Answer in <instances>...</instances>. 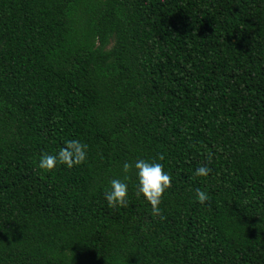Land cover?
<instances>
[{
  "label": "trees",
  "instance_id": "obj_1",
  "mask_svg": "<svg viewBox=\"0 0 264 264\" xmlns=\"http://www.w3.org/2000/svg\"><path fill=\"white\" fill-rule=\"evenodd\" d=\"M137 158L161 215L104 199ZM0 264H264V0H0Z\"/></svg>",
  "mask_w": 264,
  "mask_h": 264
},
{
  "label": "clouds",
  "instance_id": "obj_2",
  "mask_svg": "<svg viewBox=\"0 0 264 264\" xmlns=\"http://www.w3.org/2000/svg\"><path fill=\"white\" fill-rule=\"evenodd\" d=\"M88 159V144L80 139H67L58 146L55 153H42L38 159L40 169L50 171L58 165L71 169L85 163ZM159 159H162L159 158ZM159 159L137 158L134 162L124 161L122 164L123 178H112L104 191V199L109 208L127 207L129 202V170L135 169L136 195H142L151 206V213L161 215V200L170 187L172 178L164 169ZM211 172L208 163H201L194 169L195 176L206 178ZM209 199L207 191L196 189V200L203 204ZM161 218H163L161 216Z\"/></svg>",
  "mask_w": 264,
  "mask_h": 264
}]
</instances>
